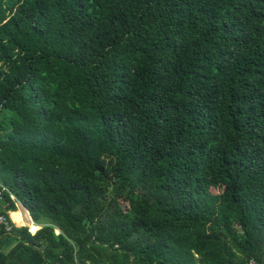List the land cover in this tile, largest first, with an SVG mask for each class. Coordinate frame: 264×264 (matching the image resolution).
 Segmentation results:
<instances>
[{
	"label": "trees",
	"instance_id": "1",
	"mask_svg": "<svg viewBox=\"0 0 264 264\" xmlns=\"http://www.w3.org/2000/svg\"><path fill=\"white\" fill-rule=\"evenodd\" d=\"M0 187V264H264V0H0Z\"/></svg>",
	"mask_w": 264,
	"mask_h": 264
},
{
	"label": "rangeland",
	"instance_id": "2",
	"mask_svg": "<svg viewBox=\"0 0 264 264\" xmlns=\"http://www.w3.org/2000/svg\"><path fill=\"white\" fill-rule=\"evenodd\" d=\"M16 211H18L21 214V216L19 218H17L16 223H14L12 221L11 214L9 215V217H10L13 225L15 227H27L28 228V231H29V224L31 223V218H30L28 212L26 210H24L23 207L19 203H16ZM22 218L24 219L23 225H21V222H20L22 220ZM33 223L39 224L42 227L44 225L49 224L50 222L48 220H46V219H41L39 221H33ZM33 223H31L30 225L33 226V227L38 228ZM57 234H59V231H57Z\"/></svg>",
	"mask_w": 264,
	"mask_h": 264
},
{
	"label": "built area",
	"instance_id": "3",
	"mask_svg": "<svg viewBox=\"0 0 264 264\" xmlns=\"http://www.w3.org/2000/svg\"><path fill=\"white\" fill-rule=\"evenodd\" d=\"M3 196L4 190L0 187V200H3ZM12 199L14 200V197H12ZM13 226L14 225L9 217L8 212H0V229L3 230V233H8V231L12 230ZM249 264H256V262L251 260Z\"/></svg>",
	"mask_w": 264,
	"mask_h": 264
},
{
	"label": "crops",
	"instance_id": "4",
	"mask_svg": "<svg viewBox=\"0 0 264 264\" xmlns=\"http://www.w3.org/2000/svg\"><path fill=\"white\" fill-rule=\"evenodd\" d=\"M24 209V208H23ZM25 210V209H24ZM15 212H18V211H14V212H8V214H12V213H15ZM31 223H33L32 219H31ZM34 225H36L38 227V229L41 227L39 224H35L33 223Z\"/></svg>",
	"mask_w": 264,
	"mask_h": 264
}]
</instances>
